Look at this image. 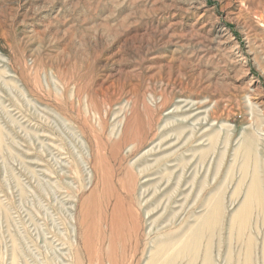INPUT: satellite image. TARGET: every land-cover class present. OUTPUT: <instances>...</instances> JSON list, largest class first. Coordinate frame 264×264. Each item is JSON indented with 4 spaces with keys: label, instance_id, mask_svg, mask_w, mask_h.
<instances>
[{
    "label": "rangeland",
    "instance_id": "obj_1",
    "mask_svg": "<svg viewBox=\"0 0 264 264\" xmlns=\"http://www.w3.org/2000/svg\"><path fill=\"white\" fill-rule=\"evenodd\" d=\"M249 133L264 191V0H0V264H75L76 255L94 264L80 252L75 215L87 198L99 203L101 180L109 206L118 199L112 259L145 264L164 227L192 220L190 178L196 194L204 180L221 192L212 258L234 264L243 243L230 220L251 177ZM134 139L143 143L131 153ZM182 153L189 169L176 166ZM130 164L152 166L139 181L144 200L153 177L164 178L136 248L118 187ZM250 232L254 264H264L260 214Z\"/></svg>",
    "mask_w": 264,
    "mask_h": 264
},
{
    "label": "bare ground",
    "instance_id": "obj_2",
    "mask_svg": "<svg viewBox=\"0 0 264 264\" xmlns=\"http://www.w3.org/2000/svg\"><path fill=\"white\" fill-rule=\"evenodd\" d=\"M254 136L255 135H251L249 133V135L245 136V139L243 142V146H244L243 174L245 175L248 174L247 171L249 169L247 170V165L249 163V160L252 161L250 158L251 156H253L252 159H254V161H252L253 165L251 167L252 168L251 177L249 179L250 181H249L248 186L246 185L247 189L245 191L244 198L241 201L240 206L237 209V211L233 213L231 220H230V226H231L232 233L237 237V239H240L243 243V249L239 251V253L237 254V257L234 258V261H233L234 264H254L253 252H254L255 245H256V236H254L250 232L251 224H252V217H254V215L257 213V214H260L261 219H263L264 221V191L262 189V183L259 177V173H260L259 159L257 158L258 151H257V145H256V138ZM129 137L131 138V136ZM115 141L116 143L113 145V149L114 151H118L121 142H118V139ZM142 143L143 142L141 140L139 141V140L134 139L133 145H132L133 147H131L128 152L132 153V151L140 147ZM206 153H207V148H204V150L202 151L203 158L205 157ZM160 160L161 158L156 159V163ZM177 160L179 162L178 164H176V166H179L181 164V166L183 167L182 170H184L186 167H188V169L191 167V164H189V162L191 163V160L186 159L183 153H182V156ZM150 167L152 166H144L142 168H138L137 166L130 164L125 169V172H124L125 179L123 180L120 178V184L118 185V187H121V189L125 190L126 198L128 199L127 203L126 201H123V202H125L124 203L125 212L127 214V217L131 218L129 228L131 229L132 241L130 244H132L134 248H136L140 240L139 233H141V231L139 232V230H140V227L143 225L142 224L143 215L149 214L150 212L154 211V209L156 210L160 206V201L158 199L156 200L157 202L155 205L152 204L153 205L152 208H149L146 205V202L148 199L156 198L158 190L161 188V184L160 185L158 184L162 181V179H164L162 176V171L158 173L159 177L156 176V179L153 177L155 182L154 180L152 181L156 183V185H155L154 192L152 193L150 198H146L145 200H144L145 197L141 198V196H143L145 193V189H143L141 193H139L138 191V189L141 187V183L139 184V181H141L140 177H142L144 174L147 176L153 175V174H147L150 171ZM188 169L185 171V173L183 172L182 174L180 173L179 175H177V180L175 182L177 186L175 189H177V187H179V189L181 188L180 181L182 180V177H185V174L187 173ZM171 173H172V170H169L168 176H170ZM191 175H192V172L189 175V177ZM146 180H149V179H146ZM169 182H170L169 178H167L165 182L166 185ZM100 183H102L101 187L96 188V191L100 190L99 203L95 204L93 201L90 200V198H87L85 201H83L80 204V207L77 209V212L75 215L76 228L78 230V233L82 234L81 235L82 242L80 241L82 243L80 247V252L84 253L83 256L89 261V263L96 260L94 264H100V263L102 264L103 260L107 258L109 264H115L116 262L114 261V258L112 259L111 257L112 256L111 247L113 244V237L115 235L114 233L117 232V230H115L114 226H112L113 225L112 223H113V218L116 214L115 212H117L116 207L118 205V199L116 202H114V204L109 206L108 200H106L104 197L105 193L103 191L104 190L103 181L101 180ZM183 183L185 184L188 183V179H185ZM194 185H195V182H193V178H190L189 185H188V188L190 190L185 196L186 198L185 200H187L188 197L191 198L190 200H193V202L189 206L191 209L190 217H192V220L190 218L191 220L190 223L185 224L183 228H181L180 225H179L180 227H176V228L171 225H168L164 227L163 229L161 228L162 230L158 228V230L160 229L162 232H160L158 239L154 241V244H155L154 248L157 247V249L155 252H153V255L148 260V262H146L145 264H175L177 261L182 260L184 258H186V264H195L197 260L199 259H200L199 264H214V261L212 258V252H213V247H214L213 241H214V237L216 236V232L218 231L222 217H223V211H224L223 198H222L221 192H217L216 195L211 194V192H209V188H207L208 183L206 182V180L203 181L201 188L199 192H197V194L194 193L195 191L192 190V188H194ZM165 190L167 189L165 188ZM165 190H163V192ZM94 191L95 189L93 190L92 194L94 193ZM172 195L169 196V199L172 198ZM194 206L202 207L201 210L198 212V214L196 213L197 215H195V212H193ZM144 220L146 221V219ZM170 221L171 220H169V223ZM152 222L153 220L151 221V223ZM151 225H154V223H152ZM255 226H256V218H255ZM91 227L94 229L97 227V242L99 244H98V250H95L96 254H94L91 251L90 243L88 241L90 238L89 235L91 232ZM156 228L155 230H157ZM141 235L143 236V234ZM229 252L230 250L228 251V253ZM263 252H264V242H263ZM234 256L235 254H233V257ZM127 257H129V255ZM230 260L232 261V259ZM74 263L81 264V259L78 255H76V262L74 259Z\"/></svg>",
    "mask_w": 264,
    "mask_h": 264
}]
</instances>
